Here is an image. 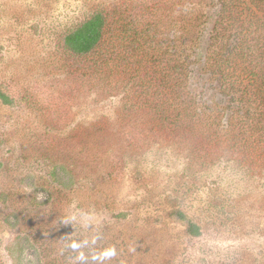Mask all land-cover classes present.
Listing matches in <instances>:
<instances>
[{
  "label": "rangeland",
  "instance_id": "374dc122",
  "mask_svg": "<svg viewBox=\"0 0 264 264\" xmlns=\"http://www.w3.org/2000/svg\"><path fill=\"white\" fill-rule=\"evenodd\" d=\"M226 1L0 0V264H264L263 144L238 150L241 109L205 68ZM97 13L102 45L75 55L65 37ZM157 65L182 89L174 128L154 120Z\"/></svg>",
  "mask_w": 264,
  "mask_h": 264
},
{
  "label": "trees",
  "instance_id": "16d2710c",
  "mask_svg": "<svg viewBox=\"0 0 264 264\" xmlns=\"http://www.w3.org/2000/svg\"><path fill=\"white\" fill-rule=\"evenodd\" d=\"M260 1L264 3V0ZM246 2L249 1L231 0L222 5L218 30L215 28V35L220 41L217 39V44L215 43L213 51L215 56L209 58L211 62L205 63L207 65L204 66L210 69L213 79L219 82L221 92L230 93L239 105L241 111L237 113V118L233 117L229 122L230 126L237 131L231 135V139L235 141V146L237 145L243 155L252 159L263 157L261 144L264 149V38L262 39L263 35L260 34L264 26V18H260V14L257 13L258 9L261 10L264 7L259 0L252 2L254 6L259 5L257 10ZM107 25L105 15L97 13L69 33L65 37L64 45L75 55L87 56L102 45ZM219 26L222 27L220 32ZM252 35L255 40L253 44L248 43V38ZM156 60L161 62L162 59L158 57ZM168 61L167 65L171 67V70H176L175 76H178V70H181V74L184 72V64L176 63L173 56H170ZM158 66L159 69L164 70L170 67L157 65L156 71L153 70L155 76L149 81L150 88H156L153 94H148L151 96L150 104L159 108L164 104L169 105L170 94H176L182 89L178 78L172 85H168L165 79L160 80L157 76ZM151 69V67L144 68L146 77H149L148 73H151ZM0 101L6 105L12 103L1 91ZM181 113L178 115L171 113L168 125L166 124L168 110H165L163 106L159 108L158 113L154 114V120L156 125L161 121L165 122L166 126L174 128L179 120H183L180 118ZM197 119L200 121L201 118ZM188 230L192 236H200L202 233V229L196 224H192Z\"/></svg>",
  "mask_w": 264,
  "mask_h": 264
}]
</instances>
